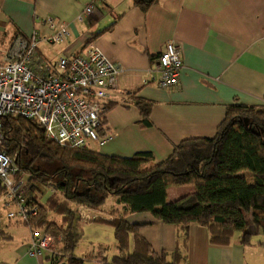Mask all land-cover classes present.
<instances>
[{
  "label": "crops",
  "instance_id": "crops-1",
  "mask_svg": "<svg viewBox=\"0 0 264 264\" xmlns=\"http://www.w3.org/2000/svg\"><path fill=\"white\" fill-rule=\"evenodd\" d=\"M91 3L95 10L77 22V15ZM46 17L65 23L70 30L64 44L40 45L39 55L49 62L83 53L87 39L115 21L92 40L104 57L123 69L117 90L106 100L113 105L105 113L106 130L98 141L88 144L100 154L128 158L149 152L158 164L183 140L213 137L228 105L263 104L264 0H157L146 12L132 0H0V38L46 33L41 22ZM168 42L181 45L178 87L166 90L157 82L143 84ZM154 76L157 80L158 74ZM136 98L152 104L150 127L138 124ZM106 136L109 138L104 139ZM194 192L192 186L168 187L167 202ZM120 208L113 198L99 210L88 211L94 219L82 223L83 238L74 250L77 258H89L84 264H109L117 254L113 228L95 219H109L110 211ZM125 220L142 225L140 236L170 260L176 247L173 225L159 222L149 213L128 214ZM20 226L24 225L9 220L2 224L0 219V227L9 237L0 238V264H49L47 251L37 258L28 256L30 230L24 226L27 233L17 238L15 234L23 232ZM235 234L228 245H214L204 227L190 225L188 264H264V235L253 233L242 243L241 233ZM132 248L130 236L129 250Z\"/></svg>",
  "mask_w": 264,
  "mask_h": 264
},
{
  "label": "trees",
  "instance_id": "trees-1",
  "mask_svg": "<svg viewBox=\"0 0 264 264\" xmlns=\"http://www.w3.org/2000/svg\"><path fill=\"white\" fill-rule=\"evenodd\" d=\"M132 1L143 12L157 2ZM114 23L91 35L86 44ZM11 37L0 38V45ZM133 102L140 112L139 126L150 127L151 102L140 98ZM111 107L106 101L101 104L98 137L106 130L105 113ZM2 132V148L8 155H16L17 175L26 176L30 184L27 200L39 209L38 216L24 226L41 229L54 241L49 264L89 260L74 255L83 238L77 209L99 210L109 198L116 200L120 210L110 211L109 219H95L113 228L117 254L109 264H188L187 238L192 224L204 227L214 245H228L235 233H241L242 243L253 233L264 235V98L260 106L228 105L213 137L183 140L158 164L149 152L122 158L100 154L88 146L62 147L32 120L4 118ZM171 186H192L195 192L167 202L166 189ZM41 190L48 195L43 202L39 200ZM136 213H149L175 227L176 247L170 260L140 236L142 225L125 220ZM0 238H9L1 227Z\"/></svg>",
  "mask_w": 264,
  "mask_h": 264
},
{
  "label": "built area",
  "instance_id": "built-area-1",
  "mask_svg": "<svg viewBox=\"0 0 264 264\" xmlns=\"http://www.w3.org/2000/svg\"><path fill=\"white\" fill-rule=\"evenodd\" d=\"M93 11V5H87L76 21L82 22ZM41 22L46 33L13 35L6 45H0V210L6 211L7 220L22 225L34 220L39 209L27 200L30 184L26 176L17 175L16 155H8L2 148V120H32L60 146L84 148L99 140L101 104L117 90L123 74L121 66L104 57L92 42L81 54L60 57L55 62L42 58L40 45H62L69 39L70 30L52 17ZM156 58L155 70L149 71L142 83L157 82L166 90L177 88L183 65L181 45L166 43ZM77 210L83 223L94 219L88 215L89 209L80 206ZM53 249V239L43 230H30L29 257L37 258Z\"/></svg>",
  "mask_w": 264,
  "mask_h": 264
},
{
  "label": "rangeland",
  "instance_id": "rangeland-1",
  "mask_svg": "<svg viewBox=\"0 0 264 264\" xmlns=\"http://www.w3.org/2000/svg\"><path fill=\"white\" fill-rule=\"evenodd\" d=\"M8 40H6V42H7ZM5 41H4V43H6ZM52 48H53V46H51ZM55 52V51H54ZM59 59V57H55V59H51L52 60V62H55L56 60H58ZM41 192H43V196H42V198L41 199H39V200H41L42 202L43 201H45V199L48 197V195L46 194V191L45 190H41ZM110 199H113V198H109L108 200H107V202L105 203V205L104 206H106L107 205V203H109V200ZM104 208H106V207H104ZM5 215H6V211L4 210V209H1L0 210V216H2L0 219H1V223L2 224H4V223H8V220H6V218H3V217H5ZM83 223V222H82ZM20 229H22V231L23 232H18V233H16L15 234V236L17 237V238H22V236L25 234V233H27V230H26V228L24 227V226H20ZM235 235H237V234H235ZM12 237H13V235H12ZM83 245H87V243H85V244H83Z\"/></svg>",
  "mask_w": 264,
  "mask_h": 264
}]
</instances>
